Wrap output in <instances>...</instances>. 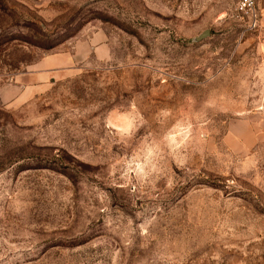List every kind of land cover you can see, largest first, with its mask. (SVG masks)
<instances>
[{
  "label": "rangeland",
  "instance_id": "1",
  "mask_svg": "<svg viewBox=\"0 0 264 264\" xmlns=\"http://www.w3.org/2000/svg\"><path fill=\"white\" fill-rule=\"evenodd\" d=\"M235 5L0 0V264H264V27Z\"/></svg>",
  "mask_w": 264,
  "mask_h": 264
},
{
  "label": "built area",
  "instance_id": "2",
  "mask_svg": "<svg viewBox=\"0 0 264 264\" xmlns=\"http://www.w3.org/2000/svg\"><path fill=\"white\" fill-rule=\"evenodd\" d=\"M235 11L249 29L255 30L260 27L261 18L256 0H236Z\"/></svg>",
  "mask_w": 264,
  "mask_h": 264
},
{
  "label": "crops",
  "instance_id": "3",
  "mask_svg": "<svg viewBox=\"0 0 264 264\" xmlns=\"http://www.w3.org/2000/svg\"><path fill=\"white\" fill-rule=\"evenodd\" d=\"M256 5L257 9L261 18L260 25L264 27V0H256ZM58 58V56H57ZM57 58L55 56L47 59V60H42L40 63L37 64V67L42 68V69H47L49 67H52L49 63H55L58 62ZM60 59V58H58ZM46 61H48L49 66H46Z\"/></svg>",
  "mask_w": 264,
  "mask_h": 264
},
{
  "label": "water",
  "instance_id": "4",
  "mask_svg": "<svg viewBox=\"0 0 264 264\" xmlns=\"http://www.w3.org/2000/svg\"><path fill=\"white\" fill-rule=\"evenodd\" d=\"M208 34V32L206 31V32H204L201 36H200V38H204L206 35Z\"/></svg>",
  "mask_w": 264,
  "mask_h": 264
}]
</instances>
